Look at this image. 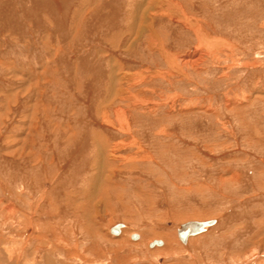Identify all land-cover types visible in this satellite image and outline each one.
Returning a JSON list of instances; mask_svg holds the SVG:
<instances>
[{"label":"rangeland","instance_id":"rangeland-1","mask_svg":"<svg viewBox=\"0 0 264 264\" xmlns=\"http://www.w3.org/2000/svg\"><path fill=\"white\" fill-rule=\"evenodd\" d=\"M0 264H264V0H0Z\"/></svg>","mask_w":264,"mask_h":264},{"label":"water","instance_id":"water-1","mask_svg":"<svg viewBox=\"0 0 264 264\" xmlns=\"http://www.w3.org/2000/svg\"><path fill=\"white\" fill-rule=\"evenodd\" d=\"M217 223L216 220H209V221H193L188 222L186 224H182L178 229L179 239L183 244H187L191 237H195L206 233L209 228L213 227ZM125 227L124 224H117L111 229V232L115 236H119L121 234V229ZM138 235H134L133 239H137ZM164 243L163 241H154L151 243L150 247L162 246Z\"/></svg>","mask_w":264,"mask_h":264},{"label":"bare ground","instance_id":"bare-ground-1","mask_svg":"<svg viewBox=\"0 0 264 264\" xmlns=\"http://www.w3.org/2000/svg\"><path fill=\"white\" fill-rule=\"evenodd\" d=\"M167 55H169V54H167ZM164 56H166V55H164ZM167 58H168V57H167ZM123 229H124V228H123ZM123 229H121V232H122ZM163 243H164V242H163ZM162 246H163V245H162ZM158 247H159V246H158ZM153 248H154V247H153Z\"/></svg>","mask_w":264,"mask_h":264}]
</instances>
